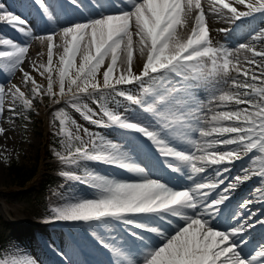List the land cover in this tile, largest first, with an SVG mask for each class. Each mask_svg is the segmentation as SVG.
<instances>
[{
    "label": "snow or ice",
    "instance_id": "1",
    "mask_svg": "<svg viewBox=\"0 0 264 264\" xmlns=\"http://www.w3.org/2000/svg\"><path fill=\"white\" fill-rule=\"evenodd\" d=\"M37 2L52 20L45 0ZM70 3L80 6L79 0ZM111 7L119 11H99L83 21L34 34L26 19L0 3V22L47 47L46 62L30 61L32 72L46 78L44 87L22 67L31 40L21 44L0 36V69L9 76L20 72L23 85H31L28 98L17 84L9 81L6 88L0 83V116L6 97L13 115H20L17 101L25 110L32 109L37 97L64 102L101 129L139 134L164 157L168 169L191 184L178 188L153 178L132 161L123 145L99 132L83 128L82 136L76 125L74 134L69 125L75 121L61 108L55 118L66 139L56 156L83 169L82 174L61 175L91 188L94 196L72 197L52 207L46 222L122 224L126 235L138 242L131 253L99 240L116 264H264V243L245 253L249 241L243 235L256 224L264 226V220L253 222V213L237 211L227 227L220 226V206L229 200L228 194L253 177L260 178L262 186L254 191L257 200L264 201V48L257 47L264 43V27L235 48L216 46L211 37L212 31H229L213 29L212 19L235 25L257 14L264 17V0H126L124 7L121 0H113ZM85 97L99 105V112L83 102ZM109 97L117 105L119 97L137 106L145 119L125 115L127 108L110 109ZM4 131L0 127V134ZM245 157L248 162L231 175V166ZM94 164L137 174L139 179L101 174L89 168ZM248 203L241 207L247 209ZM10 264L37 262L25 258Z\"/></svg>",
    "mask_w": 264,
    "mask_h": 264
},
{
    "label": "rangeland",
    "instance_id": "2",
    "mask_svg": "<svg viewBox=\"0 0 264 264\" xmlns=\"http://www.w3.org/2000/svg\"><path fill=\"white\" fill-rule=\"evenodd\" d=\"M123 2L124 0H121V7ZM0 3H4L8 11H11L16 15H20L23 19H26L28 22L26 27H31L34 34H45L52 30H55L62 25H67L70 22L83 21L91 16H95L99 11L106 10L112 14H116L119 11V9L111 7L113 0H79V7L72 5L70 3V0H45V4L53 16V19L49 20L48 17L44 14L43 9L40 7L37 0H0ZM98 5L101 7L98 8ZM74 10L82 14L83 18H76V16H74ZM247 19L249 23L248 25H246V29H250V32L255 33L256 31H258V29L264 27V17H261L259 14ZM211 27L213 29H229L228 32L212 31L211 37L213 39V44L216 46L223 45L229 48H235L240 43H246L245 38H241L238 36V31L237 29H235L236 27L233 24H225L223 21L215 19L214 22L213 20H211ZM0 36L10 38L14 42H18L21 44L25 43L28 40H31V38L22 35L16 28H13L9 24H7V22H0ZM38 42L39 41L37 40H31L28 59H26L24 64L22 65V67L26 71L32 72V69L30 67L31 60L46 62V52L43 57H39L36 51L33 50L34 46ZM261 44L257 45V47L264 48V43ZM3 47L4 46H0V49H2ZM54 51L59 52L62 50L55 49ZM56 60L57 57L54 56V64L56 63ZM32 74L36 77L38 83L46 87V78H41L35 72H32ZM9 81L20 86L21 90L25 91L26 96L28 98H31V85H23L22 74L20 72L17 71L15 76H9L3 69H0V83L4 84L7 88ZM54 90L58 91V86L54 85ZM200 94L202 97L206 95V93L202 91ZM116 99L121 101L120 105L114 103L109 97L107 107L119 112H124V108H127L128 111L124 113L125 115L138 116L142 120L146 117V114L142 113L141 110L136 108L134 105H130L127 101L123 100V98L117 97ZM83 102L87 103L89 107L93 108V110L99 112V105L94 104L86 97L83 98ZM8 103L9 98L6 97L5 112L3 116H0V127H3L5 129L4 133L0 134V264L6 261L8 262V264H10L12 260H21L22 258H31L34 259L37 264H42L39 261L40 259L38 258L39 249L35 250L36 247L34 245V243H38L36 242V239L38 237H42L45 242H48L47 250L48 252H50V254L47 255L45 253L43 257L47 259V261H49L51 264L82 263L81 257L77 260L72 259L65 249H61L57 239L59 238L57 236H59L60 234L62 236L65 235V238L67 240L73 241L75 245L79 247L80 242H82L79 237L80 234L78 233L80 231L79 227H70L69 225H64V227L61 228L60 226L55 227L53 225L55 228L51 227L53 228L52 231L43 229L41 227L42 225L46 226L45 224L48 225V223H51L46 222L51 215V207L63 206L64 203L69 201L72 194H76L77 198H79L80 196L85 197L87 192L84 189L93 191L91 189L83 187L77 182L69 181L65 177L62 178V175L60 174L63 171H76L78 172L77 174H82V168L77 169L75 168V166L64 164L56 156L57 151L55 150L52 153L53 156L48 159L47 164L44 165L45 167H48V170L51 173V177L53 179L45 192L41 193V191L34 188L31 191L21 192L17 195H12L9 193V189L15 188L14 180L12 179V176L10 175L8 170L9 160L13 156H17L20 162L27 167H30L32 164H34L38 157L42 156V154L47 149L46 143L44 142V140L46 139L44 130L48 131V129L51 128V121L53 117H55L56 111L61 108H63L72 118V120L75 121V124L69 125V128L74 134L76 133V125L80 126L81 131L79 132V134L82 136L84 135L82 131L83 128H88L93 132H99L107 139L123 145L124 149L129 153L132 161L140 167L144 168L153 178H160L161 180L168 183L170 181H185L179 187H185L189 185L186 183V181H188L186 177L183 176L181 178L177 173H173L170 169L167 168L166 164L164 163V157L160 156L156 150H149L148 153L152 160H150L147 165L141 163V156L144 151V149L142 151L141 144H143L147 140L139 137V134L127 133L118 128L101 129L96 125L90 124V122L85 120L80 113L76 112L69 105L65 104L64 102H61V104H55L53 100L48 98L47 96H44L42 101L39 97L33 100V107L31 109L32 114L30 116L27 114L28 110H25L18 101L16 104V112L20 113V115H13L8 111ZM25 117H27V119H25ZM59 132H57L56 134L59 138H55V141L61 144V140L66 138L61 136ZM85 139H87V137H85ZM147 143L151 147H154L149 141ZM60 151H63L62 145ZM160 158H162L163 162H159L161 161ZM247 162L248 157H245L244 160L236 161L231 166L232 173L237 174L241 166L243 164H246ZM41 167L43 166L41 165ZM89 168H94L101 174L123 178V170L106 169L104 168V166H98L97 164L89 165ZM152 169L160 171L163 175L164 172H166L169 177L167 178L168 181L164 179L163 175H153L150 172ZM124 178L127 179V177ZM252 179L245 182L243 185H239L237 189L231 191L228 194L229 200L225 201V203L220 206L222 214V220L220 224L221 228H223V226H228L229 218L234 212L237 211L246 215L248 214V212L253 213L251 218V221L253 222L256 220H261L263 218V207L258 203L260 200H257V198L253 195L254 189H257L258 185L255 184V186H251L253 182ZM223 187L224 186L221 185V188ZM212 195L214 196L215 193H213ZM89 197L92 198L91 195H89ZM245 202H250L247 209L241 207V205ZM230 222L233 223L234 221ZM100 227L102 230H100L98 226L95 227V232L97 233V237L99 239H103L108 243L116 244L117 247H121L125 251H129L130 253L135 249V246L138 242L133 241L131 238L128 239V237L125 235L128 239L127 241L125 236L122 234L123 232L126 234L125 228L122 224L114 221V223L109 222L108 224L104 226L101 225ZM73 228L75 229L73 230ZM22 232L27 233L28 236L25 240L20 241L19 235ZM47 232L56 233V241H54L53 239L49 241L50 237ZM256 233H258L259 235L258 243L249 245L254 239L253 236ZM88 235L90 236V234ZM90 237L94 239L93 236ZM245 238L249 241L248 245L246 246V249L249 248L250 250L248 253L253 252V250L256 249L259 244L264 243V226L256 224L254 228L250 229V234ZM131 242H134V244H132ZM84 243H86L85 240ZM84 243H82L81 246H84ZM90 244L93 248H95V246L91 242ZM42 245H44V243ZM74 249L75 252L79 254V251L76 250V248ZM61 253H63V255H61ZM51 256L58 257L60 262H56V259H50ZM93 256L97 257L99 255L94 254ZM133 257L134 256H132L131 258Z\"/></svg>",
    "mask_w": 264,
    "mask_h": 264
},
{
    "label": "bare ground",
    "instance_id": "3",
    "mask_svg": "<svg viewBox=\"0 0 264 264\" xmlns=\"http://www.w3.org/2000/svg\"><path fill=\"white\" fill-rule=\"evenodd\" d=\"M125 3H126V0H124V2H123V4H122V7H124V5H125ZM127 7L129 8V10H130V5H127ZM109 8H110V6H109ZM75 11V10H74ZM74 16H76V18H83V15L82 14H80L79 12H77V11H75V15ZM213 20V22L215 21V19H212ZM248 19L247 18H245L244 20H242V21H239V22H237L236 24H235V29H237V31H238V36L239 37H241V38H245V40H246V42H249V40H250V37H251V35H253L254 33L253 32H250L251 30L250 29H246V25H248V23H249V21H247ZM260 20V19H259ZM263 22H264V20H263ZM246 23V24H245ZM243 24H245V25H243ZM257 30V29H256ZM259 30V29H258ZM262 45V44H261ZM46 44L45 45H41L40 44V42H38L35 46H34V48H33V50H35L36 51V53H38V52H40V51H43L44 53L46 52ZM136 63H138V59H134V64H136ZM121 102V101H120ZM133 106V105H132ZM133 109V108H132ZM133 111V110H132ZM138 114V113H137ZM140 115V114H139ZM145 119V118H144ZM96 129V128H95ZM136 138V137H135ZM138 140V139H137ZM140 140V139H139ZM140 142V141H139ZM155 149V148H154ZM156 150V149H155ZM150 160H152L151 158H150V156H149V153H148V151H144L143 153H142V156H141V163L142 164H148L149 163V161ZM98 166H102V165H100V164H97ZM99 168H102V167H99ZM104 168H106V169H114V170H120V169H117V168H113V167H109V166H104ZM239 168V167H238ZM239 171H240V169H239ZM239 171H238V173H239ZM153 175H163L160 171H157V170H155V169H152L151 171H150ZM78 173V172H77ZM121 173V172H120ZM123 175H122V177L124 178V177H127V179H139V176L137 175V174H133V173H128V172H126V171H124L123 170ZM61 174V173H60ZM178 174V173H177ZM166 177H165V176ZM164 175H163V177H164V179L166 180V181H168L167 180V178H169L168 177V175L166 174V172H164ZM231 175H235L234 173H232ZM179 176L182 178L183 176H181L180 174H179ZM59 177V176H58ZM62 178H64L63 176H62ZM121 178V177H120ZM124 179H126V178H124ZM253 182H252V184H251V186L252 185H254L255 186V184H257L258 185V187L257 188H260L262 185H261V182H260V178L259 177H253ZM185 181H180V182H178V181H170L169 182V184L171 185V186H180V185H182V183H184ZM186 183L187 184H191V181H186ZM78 186V185H77ZM83 189V188H82ZM89 189H91V188H89ZM86 192H87V196L85 195V197L86 198H90L89 197V195H91L92 197L94 196V192L93 191H90V190H87V189H84ZM92 190V189H91ZM80 194V193H79ZM89 194V195H88ZM54 195V194H53ZM57 195V194H56ZM84 195V194H83ZM253 195H254V197H256L257 198V196H258V193H256L255 191H254V193H253ZM53 197V196H52ZM72 197H76V194H72L71 196H70V199L72 198ZM81 197V196H80ZM57 198V197H56ZM57 202V201H56ZM55 202V203H56ZM262 207H263V210L262 211H264V201H259L258 202ZM249 204V203H248ZM261 211V212H262ZM14 212V211H13ZM260 212V213H261ZM18 213V212H17ZM244 215H246V214H244ZM263 218L261 219V220H264V215L262 216ZM255 218V217H254ZM234 221V220H233ZM232 221V222H233ZM113 223H114V221H112ZM236 221H234L233 223H235ZM99 224H100V226L102 225V226H104V225H106V224H101V223H95V222H93V223H84V222H55V224H54V226L56 227V226H60L61 228L62 227H64V225H69L70 227H79V228H82V229H85V230H87V231H89V232H92V234H94V236H96L97 237V233L95 232V227L96 226H98L99 227V229L100 230H102L101 229V227L99 226ZM53 225H46V226H41L43 229H46V230H50V231H52V229L53 228H55ZM51 227H53V228H51ZM223 228H224V226H223ZM75 228H73V230H74ZM79 233V232H78ZM47 234L49 235V241L50 240H54V241H56V233H54V232H47ZM250 234V230L248 231V232H246V233H244L243 235H244V237H246L247 235H249ZM27 236H28V234L27 233H25V232H22L20 235H19V240L20 241H23V240H25L26 238H27ZM57 237H59V238H57L58 239V244L60 245V248L61 249H65L66 250V252L68 253V255L72 258V259H75V260H77V259H79L81 256H79V254L77 253V252H75V249L74 248H76V246L74 247V244H73V242L71 241V240H67L66 238H65V235L64 236H62L61 234L59 235V236H57ZM125 238L127 239V237L125 236ZM253 240L251 241V243L249 244V245H254V244H256V243H258V239H259V235H258V233H256L254 236H253ZM81 239V238H80ZM82 239H84L85 241H86V243H84L83 245L85 246V248L86 247H88V240L87 239H85V238H82ZM83 240V241H84ZM262 240V239H261ZM127 241H128V239H127ZM34 245H35V247H36V249L38 250V252H39V255H38V258L40 259L39 261L42 263V264H51L49 261H47V259H45L44 257H43V255L46 253L47 255H49L50 254V252H48V250H47V248H48V242L47 243H44V245H42V244H40V243H34ZM116 245V244H115ZM84 246H82V247H84ZM34 247V246H33ZM107 249V253L109 252L110 253V255L111 256H113V254H112V252L110 251V249H108V248H106ZM34 250V249H33ZM77 250V249H76ZM244 251H245V253H248L250 250H249V248L248 249H246V247H245V249H244ZM92 257H93V261L94 262H96V263H99V264H112L110 261H108V260H106L104 257H102V256H97V257H94L93 255H92ZM114 257V256H113ZM116 258V257H115ZM135 258V256L133 257V259ZM50 259H54L52 256H51V258ZM21 260H23V258L21 259ZM54 262V261H53ZM56 262H58V261H56ZM59 263V262H58ZM82 264V263H81Z\"/></svg>",
    "mask_w": 264,
    "mask_h": 264
},
{
    "label": "trees",
    "instance_id": "4",
    "mask_svg": "<svg viewBox=\"0 0 264 264\" xmlns=\"http://www.w3.org/2000/svg\"><path fill=\"white\" fill-rule=\"evenodd\" d=\"M27 114L30 116L32 110H28ZM58 128V121L56 118H53L51 128L48 131L44 130L46 134V139L44 140L46 146L49 144L52 148L56 146L55 138L57 139L56 131H58ZM49 156L50 151L47 148L42 156L38 157L36 162L30 167L21 163L17 156H13L8 162V170L16 187L9 189V193L17 195L21 192L31 191L34 188L41 191V193L45 192L47 186L53 180L51 173L48 171V167H44L43 165V159Z\"/></svg>",
    "mask_w": 264,
    "mask_h": 264
}]
</instances>
